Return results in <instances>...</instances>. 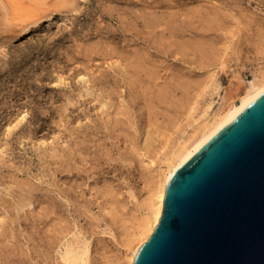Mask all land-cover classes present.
<instances>
[{
    "label": "rangeland",
    "instance_id": "rangeland-1",
    "mask_svg": "<svg viewBox=\"0 0 264 264\" xmlns=\"http://www.w3.org/2000/svg\"><path fill=\"white\" fill-rule=\"evenodd\" d=\"M26 2L24 25L0 0V264H62L64 243L86 240L92 264H124L154 173L218 99L181 123L182 86L225 52L216 82L244 91L264 66V0Z\"/></svg>",
    "mask_w": 264,
    "mask_h": 264
},
{
    "label": "water",
    "instance_id": "water-1",
    "mask_svg": "<svg viewBox=\"0 0 264 264\" xmlns=\"http://www.w3.org/2000/svg\"><path fill=\"white\" fill-rule=\"evenodd\" d=\"M134 264H264V90L176 177Z\"/></svg>",
    "mask_w": 264,
    "mask_h": 264
},
{
    "label": "bare ground",
    "instance_id": "bare-ground-1",
    "mask_svg": "<svg viewBox=\"0 0 264 264\" xmlns=\"http://www.w3.org/2000/svg\"><path fill=\"white\" fill-rule=\"evenodd\" d=\"M83 2H85V0H64V3L62 4V6L60 8H58L57 12L60 14L73 13V12L79 10L80 5ZM8 3L10 5L11 11L16 16V20L22 21V22H24V21L27 22L29 20V17L25 16L27 14H24L26 11H29V9H30V6L27 5L26 0H8ZM7 7H8V5H7ZM25 22H24V25H25ZM12 23L14 24V22H12ZM29 23H27V24H29ZM18 25H19V23H18ZM160 34H161V32H160ZM182 37L185 38L184 35ZM186 37L188 39H187V41L185 40V42L187 43V44L185 43V46L188 45L190 48H192V46H193V48H196V47L201 48V49L204 48V50H203L204 53L205 54L208 53L206 51V49H207L206 47L208 46V43L203 40V39H205L204 38L205 36L204 37L200 36V37H203L202 38L203 41L201 40V38H199V36L197 38H199L201 41L196 40V39H190L188 36H186ZM190 37H191V35H190ZM206 40H208V39H206ZM179 41H181V40H179ZM182 42H184V40ZM213 46H214V42H213ZM9 49H10L9 43H7V42L0 43V53L8 51ZM212 50L213 49L211 48V51ZM147 51L148 50L146 49V53H147ZM135 56H138V55H135ZM135 56H134V58H135ZM215 56H217V55H215ZM226 57H227V53H225V52L219 53L217 58L215 59V62L213 61L212 67L209 68V70H207V73L206 72L204 74L202 73L203 75L202 76L200 75L201 77H199V78L197 77L198 80H193L188 85H186V83H185L184 86H187V88L182 86L186 90L185 91L186 93H187V91L189 92V95H186L189 97L186 99L187 103L185 102L186 107H185V110L183 113V120L181 121V123L187 122L188 118L193 119L196 112H198L199 107L202 105V101H204L206 99L205 98L206 94L209 93L210 91H212V94L215 93L216 96H218V99L215 100L213 98H210L206 103L204 102L205 105H204V108H202L203 110L201 111V116L198 118L199 120L197 121V119H193V123H189V127H191V131H187V129L184 131L182 138L164 156V159L161 162L163 165V168H160L156 173H154L152 180H151V185L149 187L148 200H147V202H145L146 213H145V215H143L144 217L142 216V218H141L142 220L141 219L138 220L140 222H139L138 226L136 227V229L133 228L135 230H132L133 232L131 233V235L128 234L127 238H126V236H124L126 238L125 243H123V246L125 248V253H124L125 256H123L124 258H122V260H123L124 264H134L135 256H136L138 249L141 247V245L143 243H145L148 240V238L154 232L155 227L159 223V220H160L162 212H163V205H164L165 197H166L170 187L172 186L174 180L179 175V173H181V171L208 145V143L216 135H218L233 119H235V117H237L264 90V66H262L260 68H256L253 71L252 78H250L246 82V87L242 93H238V92L235 93V90L234 91L233 90L232 91L226 90L223 92L221 90L222 86L218 82H216V79H217L218 75L221 72H225V70L227 68ZM134 58H133V61H136V60H134ZM144 58H147V57H144ZM140 59L141 58L139 57V59L137 61H140ZM152 59H153V57H152ZM141 64H142V62H141ZM144 64H146V63H144ZM149 64L152 65L151 63H149ZM138 65L140 66V64H138ZM141 66H140V68H142ZM146 66H148V64ZM134 67H136V66L134 65ZM156 67H158V66L156 65ZM154 69L155 70H153V68H152L153 76H154V73H156V72H154V71H156V68H154ZM146 70H147V68H146ZM157 70H158V68H157ZM159 70L157 71L158 73H159ZM144 71H145V67H144ZM149 71H151L150 67H149ZM149 71H148V73H149ZM187 71H188V69H187ZM124 72H122V74ZM192 72L193 71H191L190 73H192ZM186 74H187V72H186ZM156 75L159 76V74H156ZM153 76H151V77L153 78ZM184 77L186 78L187 75L186 76L180 75L178 78H179V80H181ZM85 78L86 77L84 76L83 79H85ZM149 78H150V74H149ZM152 78H150V79H152ZM155 78H157V77H155ZM187 79L189 80V78H187ZM193 79H195V78H193ZM85 80H88V79H85ZM186 82H187V80H186ZM182 87H179V88H182ZM184 89H182V90L184 91ZM102 105L105 106V103L103 102ZM104 108H106V106ZM24 118H25V116H22L20 118V120L16 123V125L11 126L8 130L10 131L11 129L15 128L18 123H20L24 120ZM187 124H188V122H187ZM179 126H181V124ZM148 137H149V134H148ZM151 137L152 136H150V139H151ZM171 138H172V136H170L168 141H170ZM150 139L149 138H148V140H147V138L145 139L144 146H145V144H147L146 142H148ZM30 204H31V202H30ZM30 204H28V205H30ZM137 223H136V225H137ZM74 240H75V238H74ZM75 243L74 242H69L67 244L64 243L65 244L64 251L61 253V259H62L61 261L62 262H60V263H62V264H90L91 252H90L89 242H87V240H86V241L82 242L81 244H78V243L75 244ZM91 264H92V262H91Z\"/></svg>",
    "mask_w": 264,
    "mask_h": 264
}]
</instances>
